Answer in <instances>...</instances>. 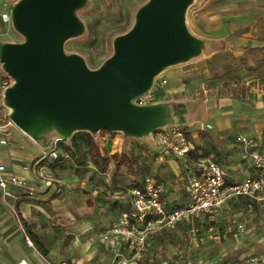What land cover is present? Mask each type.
I'll list each match as a JSON object with an SVG mask.
<instances>
[{
  "label": "crops",
  "instance_id": "crops-1",
  "mask_svg": "<svg viewBox=\"0 0 264 264\" xmlns=\"http://www.w3.org/2000/svg\"><path fill=\"white\" fill-rule=\"evenodd\" d=\"M209 20L203 26L195 21L190 30L203 41V51H206L198 60L209 57L228 45L249 47L255 41L261 42L245 33L238 37L229 35L227 24L221 21V14L212 16ZM257 28L264 30V22H260ZM165 72L168 82L176 84L168 90L169 95H175L176 91L183 89L187 80H193L189 79L194 74L191 67H172ZM261 78L264 75L249 81L253 94L252 103L242 102L235 96L213 98L207 95L211 88L203 90L207 96L199 103L195 100L172 99L176 101L170 104L178 116L177 125L193 126L199 122H208L215 131H219V135L216 143L209 136L198 137L197 148L195 146L185 159L175 158L170 154L165 156L175 158L174 164L177 165L176 167L170 162L166 164L169 171L175 173V178L171 181L173 191L161 193V201L167 211L182 208L187 196L189 201L186 206L190 203L189 192L188 195L183 192L185 188L188 190L189 171L180 170L178 166L184 168L192 162L194 164L200 156L203 158L197 159L198 162L209 158L216 161L222 169H229L227 171L232 177H226V181L230 184L239 183L249 173L256 172L249 162L241 158L234 139L237 135H245L264 144V88L253 83ZM8 115L9 111L4 110L0 102V124L5 125L7 138V144H0V162L7 173L22 178L25 186H10L8 196H4L0 189V264H17L21 260L28 264H136L133 256H129L128 248L114 250L101 239L102 234L110 228L107 224L111 218H117L125 210L116 209L117 200L114 195L116 174L122 172L123 166L115 171L112 156L117 151L116 145L120 144V138L111 139L108 133L97 135L92 144L88 143L91 144V150L89 148L85 151L84 138L87 136H76L73 142H62L55 134L53 142L57 143L52 142V146L42 147L18 128ZM149 138L151 142V136ZM138 142L145 143L146 140ZM52 148L58 151V159L50 158L49 151ZM126 148L129 149L127 145ZM155 151L161 152L157 149ZM130 154L137 158L134 151ZM104 157H108V163L105 169H101ZM137 161L140 168L138 158ZM25 166L28 167L27 170L23 168ZM233 172L240 173L239 177L233 175ZM125 173H128L127 167ZM139 177L140 174L135 179L140 183L143 177L138 180ZM133 179L131 177L134 184ZM73 182L80 186L90 184L95 189L92 194L97 193L96 189L103 188L107 198H93L92 201L78 199V190L72 186ZM72 187L75 191H72ZM133 187L128 190L127 208L130 206V191ZM248 200L257 201L254 213L247 210L244 204ZM237 202L238 209L245 210L248 215L241 216L240 212L232 214L236 207L233 204ZM231 219L233 224L230 227ZM22 220L26 222V226ZM182 221L191 222L189 227L191 226L193 235L196 230L198 234L202 233L199 242L201 248H204V264H244L240 260L245 254L264 256V250L261 249L264 248V190L257 193L256 199L243 196L227 198L215 212H200ZM26 237L30 238L32 245L27 244ZM199 244L194 237L189 248H196ZM217 258L220 259L219 262L215 261ZM140 264L150 263L143 260Z\"/></svg>",
  "mask_w": 264,
  "mask_h": 264
},
{
  "label": "water",
  "instance_id": "water-1",
  "mask_svg": "<svg viewBox=\"0 0 264 264\" xmlns=\"http://www.w3.org/2000/svg\"><path fill=\"white\" fill-rule=\"evenodd\" d=\"M85 0H17L11 22L24 41L1 47L2 68L14 79L4 93L10 120L34 141L49 146L46 134L65 142L78 131H121L150 136L178 123L170 103L135 105L166 67L201 54L203 41L192 35L185 13L192 0H149L134 25L114 40V53L91 70L64 43L82 32L75 10Z\"/></svg>",
  "mask_w": 264,
  "mask_h": 264
},
{
  "label": "rangeland",
  "instance_id": "rangeland-1",
  "mask_svg": "<svg viewBox=\"0 0 264 264\" xmlns=\"http://www.w3.org/2000/svg\"><path fill=\"white\" fill-rule=\"evenodd\" d=\"M7 1L9 2V9L6 11L10 14L17 0ZM148 1L149 0H85L84 3L75 10L76 17L82 23V32L65 41L63 46L64 53L66 55H78L84 59L89 69H98L113 55L114 40L131 29L136 20V13ZM217 14H221V21L227 24L229 35L238 37L242 33H245L250 37L261 40V42L255 41L254 45L249 47L228 45L222 47L215 54L198 60V58H201L203 54L206 53V51H202L200 55L186 62L166 67L155 77L152 87L150 88L154 98L152 104L176 103V101H174L175 99L182 101L195 100L199 103L202 102V98L207 95H211L213 98H223L225 96H232L234 98L235 96L240 98L242 102L252 103L253 94L249 81L252 78L264 75V30H259L257 28L260 22H264V2L260 0H192L185 13L186 27L191 33L190 30L195 21L197 24L203 26L206 24L207 19L208 22H210V17H217ZM232 29L234 30L231 31ZM23 41L24 36L16 31L11 20L3 22L0 17V51L1 47L6 43H20ZM180 66L191 67L194 74H192V78L189 79L193 80H187V83H185L181 91H176L175 95H169L170 93H168V90L176 84L168 82V75L165 70ZM162 79L166 80L165 84H161ZM13 83L14 79L4 71L2 63L0 62V102H2V106L6 111H8V109L4 106L3 93L5 89ZM253 83H257V85L259 84L260 87L264 88V78H261L259 81H254ZM210 88L211 92L205 95L203 90ZM8 118L10 119L9 115ZM179 126L183 129L185 134L194 141L196 148L198 145L196 140L200 136H202V138L209 136L213 142H218L219 131H215L211 123L199 122L193 126L186 124H180ZM165 127H168V125ZM106 133L109 134V138L111 139L116 140V138H120V144L116 145L118 147L117 151L112 156L114 159H118L120 154L125 151L130 153L133 151L135 152L141 164L139 165L140 177L138 180L141 179V176H148L154 183L161 187V193H171V191H173V189H171V181L175 178V173L169 171L166 164L170 162L177 167V165L174 164L176 163V159L173 157L166 158L165 156L168 155L167 153L155 151L149 136L130 137L124 135L121 131H99L96 134L87 131H78L70 137L69 141L73 142L72 140L75 136H87L84 138L83 147L85 151H88L90 148L88 143H93V139L97 135H105ZM54 136L55 133L52 132L46 134L45 138L47 141H50ZM137 139L146 140V142L139 143ZM35 142L39 146L43 145L42 140ZM128 142L130 144H127ZM71 145L74 146V144ZM126 145L129 149L126 148ZM50 146L52 145L50 144L45 147ZM216 146H218V144ZM70 148L74 151L73 147ZM223 150L226 149L223 148ZM237 151L239 150L237 149ZM159 156L161 159H159ZM202 158L203 157L200 156L197 159ZM197 159L194 164L192 162V164L184 168L178 166V169L183 171L188 170L189 172L194 171L195 163L199 161ZM73 163H75V160H73ZM125 168L126 166H123L121 169L122 172L116 174L117 182L114 195L117 200L115 203L117 210L127 209L128 190L134 186L131 181V175L129 172L125 173ZM227 170L229 169H223L225 177L228 178L231 174H229ZM232 174L238 177L240 175V173L237 174L235 172ZM251 174L252 173H249V175ZM242 175H244V173ZM102 183L105 184L103 179ZM98 184L101 185V183ZM72 186L77 188L78 199L82 198L83 201L86 199L92 201L93 198H99V200L107 198L106 190L103 188L96 189L97 193L92 194L93 188L90 184L80 186L77 182H73ZM73 187L72 191H75ZM183 192H185V195H188V190L186 188L183 189ZM188 201L189 199L187 196L182 206H186ZM256 202L257 201L248 200L245 201L244 204H246L247 210H252L254 213ZM233 206L236 207L233 209L232 214L240 212L241 216L248 215L245 210L242 211L238 209V202L234 203ZM115 214L116 213H114V216ZM111 219L107 227H111L116 221V218ZM232 221L233 219L229 222L230 227L233 224ZM190 223V221L181 220L171 227L155 225L144 228L143 226H139L137 231L143 232L145 250L135 257L133 261H135L136 264H140L143 260H146L150 264H204L202 253L204 248H201V242H199L202 233L200 232L198 234L196 230L195 235H193L190 228L191 226L189 227ZM135 234L137 235L138 233ZM194 237H196L197 243L200 244L195 246L196 248H189L192 245V238ZM121 248H124V246ZM261 249L264 250V248ZM132 250V248H128L130 257L133 256ZM215 261L219 262L220 259L217 258ZM240 261L244 264H264V256L248 253L243 255ZM213 264L217 263L214 262Z\"/></svg>",
  "mask_w": 264,
  "mask_h": 264
},
{
  "label": "built area",
  "instance_id": "built-area-1",
  "mask_svg": "<svg viewBox=\"0 0 264 264\" xmlns=\"http://www.w3.org/2000/svg\"><path fill=\"white\" fill-rule=\"evenodd\" d=\"M7 0H0L1 20L8 22L11 14ZM155 79V78H154ZM154 82V81H153ZM166 80L162 79L161 84ZM154 98L150 89L135 97L132 102L143 106L152 104ZM5 125L0 124V144H7ZM151 142L155 149L172 155L175 158L185 159L195 149V143L175 124L162 127L151 135ZM57 141L53 142L56 144ZM235 147L240 151L243 160L249 162L256 173L247 175L239 183H228L221 166L212 159H203L195 166L194 171L188 174V192L190 203L182 208L167 211L161 201V187L148 176L143 177L139 185L131 191L129 208L120 212L115 223L108 228L101 239L114 250L122 246L132 248L133 258L145 250L144 235L137 231L139 226L149 228L155 225L171 227L177 222L187 219L200 212H215L227 198L246 197L256 199L257 193L264 190V144L259 140L245 135H237L234 139ZM52 159H58L59 153L55 148L49 151ZM25 170L28 167H23ZM47 185H50L47 182ZM23 187L25 181L6 172L5 166L0 162V189L4 196L9 195V187ZM242 228V225H239ZM135 233H138L137 235ZM26 242L32 245L30 238ZM118 252L116 251L115 255ZM17 264H28L21 260Z\"/></svg>",
  "mask_w": 264,
  "mask_h": 264
},
{
  "label": "trees",
  "instance_id": "trees-1",
  "mask_svg": "<svg viewBox=\"0 0 264 264\" xmlns=\"http://www.w3.org/2000/svg\"><path fill=\"white\" fill-rule=\"evenodd\" d=\"M102 131H106V130H102ZM106 132H109V131H106ZM75 138H76V136L73 138V140ZM91 144H89V145H91ZM90 150H91V148H90ZM107 163H108V157H104V162H103L101 169H105L104 167H106ZM114 166H115V171H118L122 166H126L127 172H129L131 177L134 178L133 179L134 185L137 186L140 184L135 179V177L139 176V174H140L139 173V167H138V161H137V158L135 156H133L132 154H130L128 152H123L122 154H120L118 159H114ZM22 223L24 226H26V222L24 220H22Z\"/></svg>",
  "mask_w": 264,
  "mask_h": 264
},
{
  "label": "bare ground",
  "instance_id": "bare-ground-1",
  "mask_svg": "<svg viewBox=\"0 0 264 264\" xmlns=\"http://www.w3.org/2000/svg\"><path fill=\"white\" fill-rule=\"evenodd\" d=\"M7 109H8V111L9 112H11L12 111V108H10V107H6Z\"/></svg>",
  "mask_w": 264,
  "mask_h": 264
}]
</instances>
